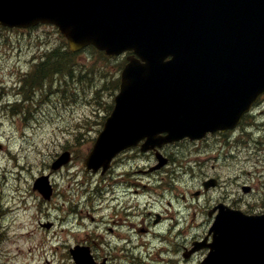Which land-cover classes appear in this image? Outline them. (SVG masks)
Here are the masks:
<instances>
[{
  "label": "rangeland",
  "instance_id": "rangeland-1",
  "mask_svg": "<svg viewBox=\"0 0 264 264\" xmlns=\"http://www.w3.org/2000/svg\"><path fill=\"white\" fill-rule=\"evenodd\" d=\"M56 47L69 50L67 39L56 26L0 28V145L6 147L4 151L0 149V214L7 217L2 219L4 236L0 242V264H72L70 254L59 247L58 242L64 241L70 232L73 236L68 244L85 238L87 233H96L106 240H115L119 247L127 246L116 253L113 258L115 264H199L204 253L199 252L185 259L184 247L190 248L192 241L203 236L210 227L208 210L213 205L226 203L243 210L264 211V147L256 148L258 141H252L251 146L247 140L249 138L243 137L236 141L211 137L200 147L183 144L174 149L177 153L174 165L185 178L188 188L186 204L180 201L178 206L175 199H171L181 220L177 231L171 232L169 229L173 216L172 209L165 202L167 200L153 191L142 189L143 184L162 189L165 183L159 177L143 178L145 175L139 173L142 168L137 166H149V157L138 155V150L120 156L122 161L112 170L119 172L120 179L133 182V186L128 188L126 183L112 185L119 194L124 189L130 192L138 190L139 193L123 195L112 203L105 198L99 200V196H102L99 195L91 205L86 203L87 196L81 198L80 206L84 213L89 209L95 213V208L103 206L102 215L87 212L84 216H66V209L59 212L55 208L56 200L42 204L40 197L36 208H31L32 196L37 195L32 190V182L40 174H49L56 181L61 192L58 196L60 202V196L66 191L71 192L75 203H79V192L87 190L90 193L101 186L103 178L87 172L83 162L104 119L111 112L120 71L126 61L125 56L112 58L94 47H87L72 56L71 70L47 79L51 87L48 85L43 95L36 96L38 103L33 104L30 99L31 105H25L27 101L24 100L18 104L24 105L13 108L8 101H13V93L23 86V83H16L20 71L31 70L34 56ZM12 110L20 113L13 116ZM247 130L253 132L256 138L263 137L261 141H264V131L255 127ZM65 149L73 152L72 161L63 169L52 170L54 158ZM127 172L129 179L122 174ZM206 175L219 176L221 184L200 197H193ZM149 179L157 183H148ZM67 181L71 183L69 189L66 188ZM243 185H250L253 191L244 192ZM28 194L32 195L31 198ZM23 199L30 201L20 203ZM151 199L161 201L148 205L147 201ZM121 202L128 208L125 209ZM16 206L21 208L16 210ZM27 206L29 211L26 210ZM125 210L129 213H124ZM41 213L57 217L52 229L37 226V218L43 216ZM155 213L162 214V223H153ZM89 216L95 220H90ZM66 218L69 221L65 223L63 220ZM26 221L31 223L30 227L24 225L21 230L31 231L32 236L9 234L10 227L18 228ZM146 226L151 228L146 236L136 232L137 227ZM110 227H116L115 233L122 238L115 237L108 230ZM140 242H148L151 251H146L139 245ZM162 246L170 251L157 252ZM102 254L104 252L100 251Z\"/></svg>",
  "mask_w": 264,
  "mask_h": 264
},
{
  "label": "water",
  "instance_id": "water-1",
  "mask_svg": "<svg viewBox=\"0 0 264 264\" xmlns=\"http://www.w3.org/2000/svg\"><path fill=\"white\" fill-rule=\"evenodd\" d=\"M39 22L56 23L73 51L134 52L85 160L94 172L141 139L148 150L232 127L264 91V0H0V24ZM212 230L202 264H264V214L222 212ZM72 253L91 264L89 252Z\"/></svg>",
  "mask_w": 264,
  "mask_h": 264
},
{
  "label": "flooded vegetation",
  "instance_id": "flooded-vegetation-1",
  "mask_svg": "<svg viewBox=\"0 0 264 264\" xmlns=\"http://www.w3.org/2000/svg\"><path fill=\"white\" fill-rule=\"evenodd\" d=\"M261 101H264V96L262 97V100ZM139 171H142V172H145V173H149V169L147 168H144V169H140ZM105 182H102V185L104 184ZM175 192L177 193V190H176V187H175ZM101 193V194H105V193H109V189L107 186H103L100 187L99 189H97L95 191V194L94 196L97 197V194L98 193ZM94 196H88L87 197V201H91ZM170 203V202H169ZM159 220L161 218V216L159 215L158 216ZM115 223L117 222V220L114 221ZM154 223H157L156 221H154ZM108 230H110L111 232H114V227H110L108 228ZM143 231H146L148 230L147 228H143L142 229ZM74 245H87L89 246L92 251H109V252H115V251H118V243L116 241H108L106 240V238L104 236H98L96 233H87L85 238L81 239V238H78L77 241L74 242ZM105 248V250L103 249ZM95 258L97 259V261L101 262V264H113V258L111 253H108V254H105L104 256H101V257H98L96 254H95Z\"/></svg>",
  "mask_w": 264,
  "mask_h": 264
},
{
  "label": "trees",
  "instance_id": "trees-1",
  "mask_svg": "<svg viewBox=\"0 0 264 264\" xmlns=\"http://www.w3.org/2000/svg\"><path fill=\"white\" fill-rule=\"evenodd\" d=\"M73 53L68 50H60L56 48L52 50L46 60L40 64V73L46 76L47 74L60 73L69 70L68 62L71 61Z\"/></svg>",
  "mask_w": 264,
  "mask_h": 264
},
{
  "label": "bare ground",
  "instance_id": "bare-ground-1",
  "mask_svg": "<svg viewBox=\"0 0 264 264\" xmlns=\"http://www.w3.org/2000/svg\"><path fill=\"white\" fill-rule=\"evenodd\" d=\"M18 199V198H17Z\"/></svg>",
  "mask_w": 264,
  "mask_h": 264
}]
</instances>
